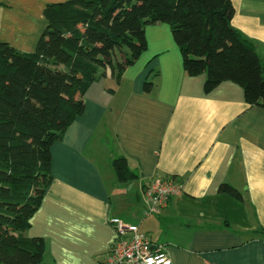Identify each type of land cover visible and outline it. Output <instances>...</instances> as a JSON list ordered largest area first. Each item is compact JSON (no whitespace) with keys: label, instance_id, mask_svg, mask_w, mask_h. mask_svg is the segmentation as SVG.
Returning a JSON list of instances; mask_svg holds the SVG:
<instances>
[{"label":"crops","instance_id":"1","mask_svg":"<svg viewBox=\"0 0 264 264\" xmlns=\"http://www.w3.org/2000/svg\"><path fill=\"white\" fill-rule=\"evenodd\" d=\"M65 1L0 0V42L34 51L44 8ZM231 4V26L264 61V0ZM145 39L118 81L107 73L88 87L82 115L52 145L51 182L26 235L43 240V264H99L116 218L163 245L170 264H264V108L231 82L205 94V75L185 74L166 24L148 25ZM118 159L132 181L117 180ZM161 179L180 191L146 216L141 191Z\"/></svg>","mask_w":264,"mask_h":264},{"label":"trees","instance_id":"2","mask_svg":"<svg viewBox=\"0 0 264 264\" xmlns=\"http://www.w3.org/2000/svg\"><path fill=\"white\" fill-rule=\"evenodd\" d=\"M233 13L231 0H67L44 8L34 51L0 42V264H43V240L26 232L51 182L50 149L82 115L88 87L107 73L118 81L145 51L148 25H168L185 74L205 75V94L231 82L264 108V61ZM113 169L119 182L135 178L124 159Z\"/></svg>","mask_w":264,"mask_h":264},{"label":"built area","instance_id":"3","mask_svg":"<svg viewBox=\"0 0 264 264\" xmlns=\"http://www.w3.org/2000/svg\"><path fill=\"white\" fill-rule=\"evenodd\" d=\"M180 187L171 179L154 180L143 188L141 195L145 203L146 216L157 214L168 205ZM116 238L104 260L99 264H170V258L163 245L152 248L149 238L134 227L123 224L119 219L110 220Z\"/></svg>","mask_w":264,"mask_h":264},{"label":"rangeland","instance_id":"4","mask_svg":"<svg viewBox=\"0 0 264 264\" xmlns=\"http://www.w3.org/2000/svg\"><path fill=\"white\" fill-rule=\"evenodd\" d=\"M168 26V25H167ZM169 30H170V28H169ZM170 34H171V32H170ZM172 37V36H171Z\"/></svg>","mask_w":264,"mask_h":264}]
</instances>
